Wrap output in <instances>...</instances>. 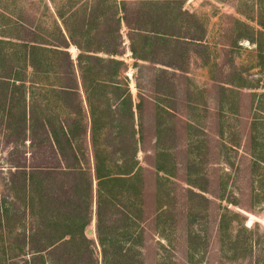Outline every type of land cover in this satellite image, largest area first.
I'll return each mask as SVG.
<instances>
[{
	"label": "rangeland",
	"instance_id": "obj_1",
	"mask_svg": "<svg viewBox=\"0 0 264 264\" xmlns=\"http://www.w3.org/2000/svg\"><path fill=\"white\" fill-rule=\"evenodd\" d=\"M54 1L0 0V40L7 41L0 47V74L11 76L21 66L18 45L8 41L58 40L56 9L68 12L70 2ZM148 1L150 12L166 18L164 25L175 23L177 35L204 33L208 45L161 44L157 57L177 61L187 72L157 73V67H169L143 61L142 68L134 66L124 27L126 52L119 58L128 65L123 76L134 115L108 88L94 95L93 124L82 93L87 133L74 144L86 176L77 172L75 180L65 170L60 173L67 177L41 167L58 164L45 129L27 130L23 139V89L0 79V264H58L54 256H36L31 249L56 240L53 224L63 221L78 226L66 228L76 234L88 221L84 236L93 260L82 263L104 264L96 232L98 158L102 174L126 177L102 188L107 209L118 215L106 223L115 228L118 247L134 257L131 264H264V0ZM173 50L182 57L172 60ZM70 53L76 58L78 50L72 46ZM29 80L26 104L35 102L41 117L75 119L45 86ZM118 130L122 136L114 142ZM61 186L66 198L58 193ZM41 196L54 201L40 204Z\"/></svg>",
	"mask_w": 264,
	"mask_h": 264
},
{
	"label": "trees",
	"instance_id": "obj_2",
	"mask_svg": "<svg viewBox=\"0 0 264 264\" xmlns=\"http://www.w3.org/2000/svg\"><path fill=\"white\" fill-rule=\"evenodd\" d=\"M133 1L136 0H69L68 12L63 11L59 7L56 9L55 32L58 40L55 43H50V40L41 38L34 40L18 39L20 40L19 44L8 41L14 46L18 45L20 51L17 57L21 66L11 76L8 75L9 73L0 74V79L4 82L19 84L20 88L23 89L22 97L19 100H23L25 106L20 113L21 119L18 120V124L23 126V139L26 137L27 130L28 132H33L37 126L41 125L45 129V135L52 148L53 157L57 156L55 160L59 164H57L58 166L41 167H47L51 169L50 171L59 170L58 173L62 172L61 170H65L69 172V178L75 180L77 179V172L87 175L85 170L77 166L81 163V160L74 144L76 139L87 133L86 126L84 128L81 124V114H83L84 107L82 93L85 96L93 124L95 123L93 118L95 113L94 95L108 88L112 89L115 101L118 104L126 105L131 117L134 115L133 96L129 88V81L127 77L123 76L128 70V65L119 58L126 52L123 34L124 27L130 41L129 49L135 59L134 66L142 68L143 64L140 65L138 61H145L155 67L158 65L169 67L166 69L157 67L159 68L156 70L157 73H165L169 69L174 72L176 70H185V67H182L177 61L171 63L166 61L165 63L157 57L161 44L169 43L176 47L177 40H184L204 47L208 45L204 33L200 35L185 34L183 37L177 35L175 29H178V27L173 21H170L167 25L171 27L168 28L164 25L166 18H163L162 14L149 11L150 3L148 0H139L138 3L134 4L132 3ZM53 2L55 1L53 0ZM136 40L141 42L139 48L136 47ZM6 43V40H0V47ZM148 45L151 48L150 54L148 53L149 51H146V46ZM257 45L259 44L257 43ZM72 46L78 50L76 58H73L70 53ZM168 47H166L167 52L173 48L170 45ZM173 52L171 55L172 60L182 57L178 55L176 50H173ZM49 60H51V63H49ZM4 67H6V64H4ZM48 67L53 69L52 73L55 75H51L50 71L48 72ZM28 69H32V74L29 76L27 73ZM44 77H52L54 80L49 82L50 79H43ZM29 78L33 79L32 83L41 84L42 87L45 86L46 94L58 99L64 110L68 109L73 113L75 119L70 122L54 113L50 114L46 119L37 112L36 107L38 105L35 102L30 101L29 103L28 101L26 104V94L29 95L30 93L26 92L25 85L30 81ZM47 80L48 82H46ZM110 108L113 107L109 105L108 109ZM138 108H141V104L138 105ZM10 116L11 114L6 113L3 118L8 120ZM110 133L113 134V131ZM114 134V142H116L121 138L122 130H118ZM119 143H115V145L120 147ZM66 157H69V159ZM63 164L65 166H62ZM99 164L98 158L95 168L96 178L99 181L96 232L99 243L104 247L102 250L103 261L104 264H108L109 260L114 261L112 264H131L134 257H131L128 250L124 247H118L117 239L113 235L115 228L106 223L108 218L112 220L113 216L117 217L118 215L113 213L114 211L112 214L110 209H107L105 204L107 195L102 188L106 182L123 181L126 177L113 175L110 172L109 174H102ZM20 170H24V166ZM64 174L62 175L67 177ZM28 179L34 184V178ZM28 179L25 180L26 183ZM39 184L42 186L41 181ZM58 193L62 198H66V187L61 186ZM53 201V197L48 199V197L41 196L38 202L49 205ZM32 202H36L34 198H32ZM87 223L88 221L81 224L82 234H76L72 229H66L68 226L71 228L78 227H75L71 221L68 224L65 221L53 224L54 234L57 235L56 240L44 246L35 247L32 245V253L38 256L45 252L50 256H54L58 264H61V261H65L63 264H83V261L93 260V251L88 249V238L84 236V227H86ZM105 230H109L112 234L106 233ZM35 233L37 234L36 231ZM35 233H32V235ZM32 235H30L29 241ZM138 235L140 234L138 233ZM30 243L32 242L30 241ZM79 244L84 245V249H81ZM59 253L60 258H55Z\"/></svg>",
	"mask_w": 264,
	"mask_h": 264
},
{
	"label": "crops",
	"instance_id": "obj_3",
	"mask_svg": "<svg viewBox=\"0 0 264 264\" xmlns=\"http://www.w3.org/2000/svg\"><path fill=\"white\" fill-rule=\"evenodd\" d=\"M197 60H200V59L197 58ZM143 63H144V64H148V62H145V61H144ZM203 64H204V62H203ZM182 67H184V66L182 65ZM177 71H181V70H176V72H177ZM181 72H182V73L187 72V71H186V67H185V70H184V71H181Z\"/></svg>",
	"mask_w": 264,
	"mask_h": 264
},
{
	"label": "water",
	"instance_id": "obj_4",
	"mask_svg": "<svg viewBox=\"0 0 264 264\" xmlns=\"http://www.w3.org/2000/svg\"><path fill=\"white\" fill-rule=\"evenodd\" d=\"M88 233H89V234H91V233H92V231H91V230H89V231H88Z\"/></svg>",
	"mask_w": 264,
	"mask_h": 264
}]
</instances>
